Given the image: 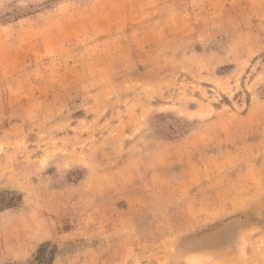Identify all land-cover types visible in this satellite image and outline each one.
<instances>
[{
    "label": "rangeland",
    "instance_id": "obj_1",
    "mask_svg": "<svg viewBox=\"0 0 264 264\" xmlns=\"http://www.w3.org/2000/svg\"><path fill=\"white\" fill-rule=\"evenodd\" d=\"M0 264H264V0H0Z\"/></svg>",
    "mask_w": 264,
    "mask_h": 264
}]
</instances>
